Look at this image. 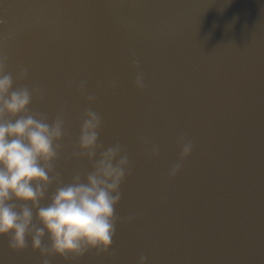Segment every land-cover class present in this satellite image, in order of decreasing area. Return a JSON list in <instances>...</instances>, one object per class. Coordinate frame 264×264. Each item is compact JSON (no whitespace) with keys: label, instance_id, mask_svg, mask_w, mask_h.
Masks as SVG:
<instances>
[{"label":"water","instance_id":"95a60500","mask_svg":"<svg viewBox=\"0 0 264 264\" xmlns=\"http://www.w3.org/2000/svg\"><path fill=\"white\" fill-rule=\"evenodd\" d=\"M0 52L28 71L14 87L42 90L30 112L65 115V183L92 170L72 158L89 107L129 156L109 252L53 264H264V0H0ZM180 135L193 151L170 178ZM0 264L40 256L0 238Z\"/></svg>","mask_w":264,"mask_h":264},{"label":"clouds","instance_id":"9594fccd","mask_svg":"<svg viewBox=\"0 0 264 264\" xmlns=\"http://www.w3.org/2000/svg\"><path fill=\"white\" fill-rule=\"evenodd\" d=\"M133 65L137 69L134 86L143 90V74L135 59ZM27 76V69L21 68L14 77L0 54V238H8L9 248L16 253L26 250L30 239L40 264H50L53 257L78 261L90 252L107 254L116 234L115 210L122 199L129 156L119 144L107 149L99 144L102 119L89 107L81 116L78 151L72 158L86 159L92 170L83 176L76 171L65 183L56 171L67 135L65 115L61 110L49 122L29 111L33 99H42L43 92L14 87ZM110 86L116 87L117 82L111 81ZM87 87V81H81L78 91L83 95ZM87 102L94 104L96 96L88 94ZM143 142L151 144L150 156L157 158L159 146L147 137ZM177 146L179 161L169 169L170 178L181 171L193 151L184 135L177 138ZM137 264H146V257L140 256Z\"/></svg>","mask_w":264,"mask_h":264},{"label":"snow or ice","instance_id":"6c2138e0","mask_svg":"<svg viewBox=\"0 0 264 264\" xmlns=\"http://www.w3.org/2000/svg\"><path fill=\"white\" fill-rule=\"evenodd\" d=\"M0 54H2V52H0ZM113 239H114V238H113ZM85 258H86V257H85ZM85 258H84V259H85ZM54 259H60V258H57V257H53V258H51L50 264H53V260H54ZM60 260H62V259H60Z\"/></svg>","mask_w":264,"mask_h":264}]
</instances>
